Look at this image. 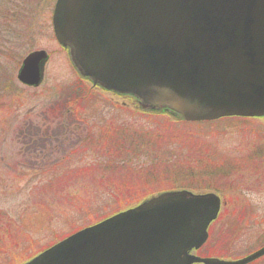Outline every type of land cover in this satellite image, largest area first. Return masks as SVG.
Listing matches in <instances>:
<instances>
[{
	"label": "rangeland",
	"instance_id": "rangeland-1",
	"mask_svg": "<svg viewBox=\"0 0 264 264\" xmlns=\"http://www.w3.org/2000/svg\"><path fill=\"white\" fill-rule=\"evenodd\" d=\"M55 3L0 0V264H25L62 238L164 191L222 192L227 202L211 242L226 236L225 215L236 213L243 187L254 213H262L264 120L182 126L81 82L54 36ZM36 51L49 61L43 84L29 88L17 76ZM74 96L87 98L72 101L75 111L66 112ZM232 217L229 227L237 224ZM263 233L254 223L234 241L253 244Z\"/></svg>",
	"mask_w": 264,
	"mask_h": 264
},
{
	"label": "water",
	"instance_id": "water-1",
	"mask_svg": "<svg viewBox=\"0 0 264 264\" xmlns=\"http://www.w3.org/2000/svg\"><path fill=\"white\" fill-rule=\"evenodd\" d=\"M57 42L94 86L186 122L264 117V0H57ZM49 59L29 54L18 81L39 87ZM221 200L166 192L61 241L27 264H247L191 255Z\"/></svg>",
	"mask_w": 264,
	"mask_h": 264
},
{
	"label": "flooded vegetation",
	"instance_id": "flooded-vegetation-1",
	"mask_svg": "<svg viewBox=\"0 0 264 264\" xmlns=\"http://www.w3.org/2000/svg\"><path fill=\"white\" fill-rule=\"evenodd\" d=\"M244 191L245 189L243 187L240 193L238 194L237 199H238V202H240V205L238 206V209H236V213L228 211L225 215L226 219L224 220L227 223L224 227L226 231V236L224 237L222 236L223 237L222 240L207 243L203 247V249H206L205 254H204L206 257L218 258L221 260L234 262V261L244 259L254 253H257L264 248V233L261 234L259 241L253 244H248V242H246L245 244L247 246L245 244L234 241L235 233H238V234L245 233L246 231L250 229V227H254V223H255V226L259 225V226L264 227V211L262 213L260 212L254 213L255 211L252 209L251 204L248 203L246 200ZM229 215H233L232 218L237 221V224L235 226L233 225L229 227V220H228L230 219ZM218 221H216V223ZM214 225L212 226V228L214 227ZM231 228H235V229L231 231L230 230ZM236 229L238 230V232H236ZM233 249H238L234 251V252L239 251L237 256L232 255ZM242 250H245V251L241 253ZM249 264H264V254Z\"/></svg>",
	"mask_w": 264,
	"mask_h": 264
},
{
	"label": "trees",
	"instance_id": "trees-1",
	"mask_svg": "<svg viewBox=\"0 0 264 264\" xmlns=\"http://www.w3.org/2000/svg\"><path fill=\"white\" fill-rule=\"evenodd\" d=\"M10 13H11V11L10 12H6V13H3L4 15H3V21L4 20H6L8 17H9V15H10ZM70 103H66V106H68ZM81 106V108L84 106V104H81L80 105ZM114 106H116L115 104H114ZM60 108V107H59ZM61 108H63V106L61 105ZM60 108V109H61ZM71 108V107H70ZM70 108H69V110H70ZM79 110V109H78ZM61 110H59V111H56L55 109H51L50 110V112H52V114H60V113H62V112H60ZM73 111L71 110L70 111V113H72ZM163 112H167V111H163ZM165 114V113H164ZM73 117V116H72ZM162 117V116H161ZM167 117V115H165L164 116V118H166ZM163 118V117H162ZM77 119H78V115H77ZM166 119H168V118H166ZM253 120H245L244 122H246V123H249V122H252ZM185 124H182V126H184ZM188 125V124H187ZM181 126V125H180ZM179 126V127H180ZM188 135H190V134H186V135H183L184 136V138H186ZM182 136V135H181ZM191 136V135H190ZM194 138H193V140H194V142H197V143H199V142H202V141H200V140H196V137H197V135H194L193 136ZM199 137H201V136H199ZM199 139H201V138H199ZM186 141H188L189 143H190V141H189V139H185ZM179 145L181 146V144L179 143ZM27 151H28V149H27ZM179 164V163H178ZM177 164V165H178ZM182 164H185V163H182ZM119 167V166H118ZM186 167V166H185ZM117 186V187H116ZM210 186H208V187H206V189H210L209 188ZM113 188H115L116 190H118V191H124V189H127L126 187L125 188H123L122 186H118V185H114V187ZM122 189V190H121ZM212 190V189H211ZM214 193H216V194H218V195H221L222 196V192L221 191H219L217 188H214ZM223 201H225V202H227V198H225V197H223ZM119 200H122V198H118L117 199V203L119 202ZM120 203H121V201H120Z\"/></svg>",
	"mask_w": 264,
	"mask_h": 264
}]
</instances>
